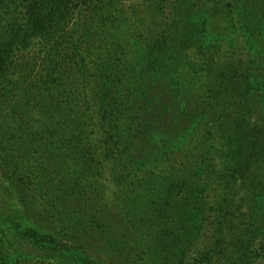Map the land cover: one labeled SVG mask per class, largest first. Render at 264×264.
I'll list each match as a JSON object with an SVG mask.
<instances>
[{"label": "trees", "instance_id": "trees-1", "mask_svg": "<svg viewBox=\"0 0 264 264\" xmlns=\"http://www.w3.org/2000/svg\"><path fill=\"white\" fill-rule=\"evenodd\" d=\"M122 3L0 0V264H264V0Z\"/></svg>", "mask_w": 264, "mask_h": 264}, {"label": "rangeland", "instance_id": "rangeland-1", "mask_svg": "<svg viewBox=\"0 0 264 264\" xmlns=\"http://www.w3.org/2000/svg\"><path fill=\"white\" fill-rule=\"evenodd\" d=\"M123 1L122 4L125 5H130L133 4L135 7H138L139 11L141 14L145 15L149 10L148 7L152 6L153 0H121ZM241 194L237 196L236 199V204H238L240 202L239 198H241ZM10 205H13L9 202L8 197L4 194V193H0V210H8V207ZM1 227V226H0ZM11 246L17 250V252L19 251H29V248H27L26 246L19 244L18 242H12ZM29 264H34V262L29 263Z\"/></svg>", "mask_w": 264, "mask_h": 264}]
</instances>
